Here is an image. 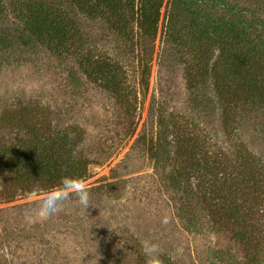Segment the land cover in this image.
<instances>
[{
    "label": "rangeland",
    "instance_id": "rangeland-1",
    "mask_svg": "<svg viewBox=\"0 0 264 264\" xmlns=\"http://www.w3.org/2000/svg\"><path fill=\"white\" fill-rule=\"evenodd\" d=\"M32 1L46 5L66 27L67 40L59 49L40 44L21 26L19 18ZM68 1L0 0V155L8 157L7 163L0 159V264H145V239L159 246L164 264H262L264 202L254 206L259 208L248 219L247 230L234 229L232 221L215 224L210 220L212 206L203 198L210 189L197 188V172L187 169L190 192L174 190L168 178L181 166L165 159L164 166L155 167L149 139L156 133L152 103L159 116L176 124L175 133L192 119L183 134L201 139V156L219 164L220 170L234 172L237 163L228 156L242 153L256 170L262 169V180L250 186L260 193L264 114L245 115L246 122L228 125L227 130L213 114L200 116L186 81V65H179L171 45L163 42L164 17L172 0H162L155 38L147 32L137 35L134 18L122 29L130 35L126 39L113 32L108 20L79 15ZM229 1L245 16L264 20V0ZM179 12H172L177 21ZM210 13L217 19L222 12ZM261 27L258 21L251 31L254 43ZM84 53L92 60L90 66L83 65ZM108 60L114 64L110 75L102 82L89 77L95 64ZM57 138L65 149L61 157L68 156L80 169L75 179L90 193V206L85 212L70 197L62 211L29 222L25 212L38 204L36 188L56 183L25 166L24 158L38 162L33 153L54 147ZM239 231L246 234L242 242Z\"/></svg>",
    "mask_w": 264,
    "mask_h": 264
},
{
    "label": "trees",
    "instance_id": "trees-1",
    "mask_svg": "<svg viewBox=\"0 0 264 264\" xmlns=\"http://www.w3.org/2000/svg\"><path fill=\"white\" fill-rule=\"evenodd\" d=\"M161 4L162 0H69L67 6L75 5L78 14L87 18L97 20L103 17L110 22L113 32L126 39L130 35H125L122 29L134 18L137 35L147 32L155 38ZM203 5L206 7H202ZM45 6L32 1L19 19L25 33L40 40V44L56 50L66 43L68 33L66 27H62L63 22L54 17ZM168 9L164 17L163 42L167 41L171 45L172 55L176 56L175 60L180 62L179 65H186V81L192 92L193 106L199 110L200 116L212 118L213 114L222 130H227L228 125L235 128V124L246 122L245 115L249 117L264 114V20H257L253 15L245 16V11L231 5L229 0H172ZM176 9L180 10L178 21L172 13ZM211 10L222 12L218 15L219 19L212 17ZM62 15L65 17V13ZM258 21L262 27L254 43L251 31L255 30ZM84 51L91 53L89 50ZM87 54L83 55V65L86 67L92 63ZM113 66L108 60L100 65L95 64V68L87 73L94 81L102 82L104 75L111 74ZM113 77L111 75L109 79ZM114 86L118 92L120 88L117 84L110 87ZM156 108L157 105L152 103L150 109L156 113L150 112L151 125L152 122L156 125V133L149 139V154L154 166L161 168L168 162L165 159L178 161L181 171L176 169L171 172L168 178L170 186L176 191L188 192L192 185L186 179V172L187 169H194L200 178L197 188L210 189L203 195V198H207L206 204L212 206L210 220L220 225L232 221L234 229L247 230L248 219H252L259 208L254 206L264 202V189L260 193L259 188L253 191L250 189V186L254 188L262 180V169L256 170V164H250L242 153L233 151L228 158L231 156V162L237 163L234 172H229L227 168L220 170L219 164L201 156V139H192L190 134H183L186 127H191L192 119L187 120L182 129L175 133L176 124L159 116ZM255 123L257 122L253 121ZM205 139L210 140L207 136ZM142 143H145V139H142ZM60 144L61 139L57 138L53 141L54 147L44 149L41 155L34 152L33 158H40L38 162L24 158L25 166L32 167L34 171L41 170L51 183L57 185L64 177L79 180L75 178H78L76 174L80 169H77V165L73 167L70 164L72 161H69L68 156L61 157L65 149L62 150L63 145ZM57 145L60 146L55 147ZM0 159L7 163V154H1ZM14 162V168L17 169L18 164L16 160ZM35 163L38 165L34 166ZM231 180L230 185L226 184ZM181 213L183 215L180 216L185 218L184 212ZM192 222L189 219L187 223ZM240 231L239 239L242 242L246 234L243 236ZM257 247L258 245L254 246Z\"/></svg>",
    "mask_w": 264,
    "mask_h": 264
},
{
    "label": "clouds",
    "instance_id": "clouds-1",
    "mask_svg": "<svg viewBox=\"0 0 264 264\" xmlns=\"http://www.w3.org/2000/svg\"><path fill=\"white\" fill-rule=\"evenodd\" d=\"M35 195L39 197L37 206L25 212V219L29 222L34 218L45 219L62 211L64 202L70 197L74 198L85 212L90 206V193L83 182L70 177L62 178L58 185L54 184L46 188L37 187ZM141 250L145 264H162L157 244L145 239L141 241Z\"/></svg>",
    "mask_w": 264,
    "mask_h": 264
}]
</instances>
